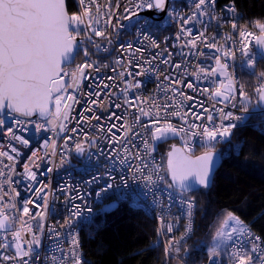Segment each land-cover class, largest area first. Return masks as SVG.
<instances>
[{
  "label": "built area",
  "instance_id": "obj_1",
  "mask_svg": "<svg viewBox=\"0 0 264 264\" xmlns=\"http://www.w3.org/2000/svg\"><path fill=\"white\" fill-rule=\"evenodd\" d=\"M76 12H78L77 0H73ZM87 2V0H86ZM137 0H97V4L100 5V14H96L95 8H93L94 20H99V24L95 26L98 28L105 29L107 32L112 33V44H107L102 38H95L104 47H107L110 51H104L102 47L99 52H96L91 45L86 42L83 46L91 48L95 53L90 56L92 62L99 66L97 72L94 68H88L85 70V75L88 79L81 78L79 84H74L71 75L63 76L64 83L66 85V91L64 95L75 96V101L67 100L64 103L71 105L69 111V119L62 121L67 126V131L60 132L50 130L52 123L55 122L57 126L61 123V119L55 115V107L52 106L51 114L47 120L40 119H24L16 117L24 121L19 127H16L11 119L10 114L4 116L7 123L5 127L12 126L16 135H20L28 140V145L24 146L19 141L11 139L10 134L4 131V128H0V151H7L10 153L11 146H15L19 151V156L15 162L7 161L6 157H0L5 163L14 165L13 168L5 169V172L9 175L11 180L17 181V183H9L0 177V186L4 189H15L20 193V196H15L10 191V195L5 197L3 201H0V208L4 209V214L10 218V232H0V257L5 255L12 257L15 252V244L13 243V236L17 230H20V243L24 244L27 248V244L24 243L27 240H31V234L27 232L26 228H21V220L12 221V218L18 217L20 213L17 209L22 207L24 201L33 199L34 204L29 205L31 209V215L23 217L24 221L32 226L33 232L38 235L39 227L42 225L44 228V234L42 235V246L38 249L41 253V261L39 264H49V260L44 257L55 254L57 257L62 255L59 249L68 251L71 240L67 235L69 231H75L79 233V240L81 244V251L83 258L85 259L84 251L81 243V231L83 227L91 223L95 217L103 213L106 205L111 204L117 199V190L114 189L110 193L109 197L106 198L103 203H97L95 197L94 185H89L87 181L95 174L97 160L103 164V168L99 169L100 174L104 175L105 170H112L113 176L116 178V184L120 185L119 192H126L131 195H137L141 201V207H136L145 211L151 218L154 219L157 226V246L166 249L168 247V241H180L175 247L180 248V253L177 254L174 249H169V253L165 252L166 264H190V249L188 248L191 238L194 236V223L196 221V210L192 217L193 227L192 232L185 236V226L188 223L187 218L180 219L182 213L178 206H172L169 208V200L165 194V190L172 191L166 186V177L169 176L167 171V157L164 158L158 151V147H155V151L152 152L151 156L145 157V162L148 163L149 167L145 169V175H151L154 182L152 190L148 191L143 188L142 179L137 182L133 180L132 173L127 169L126 165H121L118 161L127 155V152L123 150V145L127 142L126 129L129 126L135 125L134 130L144 132L145 129L136 123L135 117L139 115L138 109L140 107L145 110L151 109L155 113L158 109L155 105H164L171 103L173 107L169 108V112L179 110L181 115L184 113L188 114V119L192 123L207 124V115L210 113L213 116V122L219 123V109H223L225 112H233L237 115H241L242 112L238 111L237 108H233L232 104L235 101L231 100V97L235 95L237 100L240 99L239 91L241 87L244 92L247 93L248 97L252 88L253 92L257 94L255 89L264 83L260 77L254 82L251 88L245 83V77H252L257 74V66L263 61L261 55L257 51L256 37L260 36L259 33L247 29L243 26L244 16L237 10L236 17H233L229 13L221 12V9L225 5L216 8L214 15L223 16V19L219 26L216 21H212L207 27L201 20H191L188 24L184 25L185 28L191 30L192 35L181 32V17H190L194 11L193 0H183L179 3H174L170 7L171 15L167 14L165 20L161 22H155L152 18L146 17L150 20L151 26L146 30L144 28V21L141 16L144 13L150 12L151 10L145 9L138 11L134 17L124 19L125 8L133 9ZM117 4L119 7H117ZM110 5V7H109ZM174 9V11H172ZM109 15H112V24L115 25L117 20L119 25L116 26L115 30L113 27L106 23ZM205 22L206 17L201 18ZM235 19L238 24V30H233L231 27V21ZM87 24V20H86ZM86 26V25H85ZM85 26H81L82 29ZM247 31L251 33L247 37H241L240 31ZM200 32H204L209 38L215 36V43L220 48L205 47V44L197 39ZM179 36V38H178ZM83 40L84 37H78ZM155 41L159 47H155L152 43ZM190 41H196L197 47L192 48ZM247 44V51L255 56L254 68L247 66V58L244 57L240 51L241 43ZM132 44V49L121 50L118 45L120 44ZM231 48L235 52V59H228L223 56V51ZM202 53V54H200ZM119 57L120 63H117ZM153 57L155 59L153 60ZM214 57H220L222 63H227L229 68L227 69V75L217 70L216 75L206 76L205 73H199V79H197L196 66L199 64L203 68L210 70L215 65ZM85 57L79 55L75 62L68 67L64 68V72L72 73L75 71L77 65L85 62ZM128 60L132 63L129 64ZM162 60H168V64L161 63ZM145 61H151V65L144 63ZM264 62V61H263ZM138 63H143L144 67L139 69L136 67ZM175 64H181V69L173 67ZM155 69V71H152ZM184 69H187L184 72ZM148 70L147 75L143 77H136L128 75V72L135 73L137 71ZM121 72L125 74L120 75ZM63 75V73H62ZM159 76V79L157 78ZM165 75H171L173 79L179 77L183 82L175 85L178 89L176 94H173L167 89L169 82L163 80ZM231 79V86L233 88V94L228 95L224 92L225 87L229 84ZM136 80H142L143 86L140 89L128 88L129 84H134ZM191 81L199 91L187 88L185 83ZM109 87H105V85ZM160 84L161 88L157 85ZM223 85V87H221ZM220 87L221 95L228 97V99L220 100L219 97H211L210 93L214 92L216 88ZM127 89V92H125ZM207 89V91H205ZM182 92L184 95L181 96L179 93ZM133 100L134 97H138L139 100L134 101L136 107H129L125 102V98ZM192 97V99H187ZM147 98V103L143 101ZM91 101H97L98 103L93 104ZM244 102V101H241ZM120 104V108H116L113 105ZM180 104V108L177 109L176 105ZM203 106V107H201ZM92 109L87 111V109ZM208 109L205 113L203 110ZM63 111V108H62ZM163 116V110L159 109ZM249 112L251 115H259L264 120V109L258 107L256 110H252L249 106ZM109 113H116L122 119L116 120L115 118L109 119ZM193 113H203L201 120H195ZM81 115L85 119L81 120ZM250 115V116H251ZM94 116H101L102 119L96 120ZM154 117H142L141 123H147L149 119ZM170 122L177 128L182 124V121L178 117H168ZM225 123H227L225 121ZM43 125L40 130H37L36 125ZM103 126V130L99 126ZM115 125V127H112ZM123 125V127H121ZM112 127V131L108 132L107 129ZM76 128V132H72L71 129ZM239 129H234V135L231 138L232 144H240L235 139V133ZM96 141L100 149L107 155L108 152L114 147L117 149L116 155L117 162L113 165L110 161H105L104 156H97V148L88 149V145L85 143L84 147L88 149V152L92 153V158L89 160L88 153L84 155H78L75 151H66L64 148V142L66 137H72L73 139L68 141V148H72L75 142H83L84 135ZM128 138H131V133H127ZM145 138L151 141V137L146 136ZM179 140L181 148L191 156H200L205 151V148L201 146L200 137H192L185 135L184 133L179 134ZM47 141V146H45ZM53 141L55 144L53 145ZM119 141V143H116ZM135 143L140 145V138H135ZM55 147L56 155L54 156L53 148ZM227 147L224 144H216L215 149L217 151ZM128 148L133 152L136 149L132 148L131 144H128ZM36 152L37 157H32V153ZM66 155V162L61 166L60 154ZM198 154V155H197ZM15 155V154H13ZM132 167L135 168L140 161L130 160ZM27 164L28 169L34 171L37 174L35 181L28 179V173L24 170L23 165ZM38 166V167H37ZM52 168L53 171L48 172L47 169ZM114 169V170H113ZM121 177L128 181L127 185L121 184ZM159 177H164L161 180ZM46 186V187H45ZM43 188L40 192V196L46 195L49 208H55V213L50 211L45 212L42 207L44 200L38 199L34 189ZM73 197L81 195L84 197L85 203H81L80 200L68 201V196ZM187 199V198H185ZM155 201V203H154ZM15 203L16 208H12L11 204ZM80 204L82 209L83 219L77 223H74L72 229H66L61 227L64 224L65 217L68 215V210L71 204ZM119 203H128L131 205L130 200L119 201ZM132 206V205H131ZM134 207V206H133ZM91 210V211H89ZM44 213V219L36 216L32 219V215L36 213ZM163 216V224L161 223L160 217ZM89 219L91 222H89ZM168 224L173 225V230L167 232L166 228ZM55 228L56 231L61 233L59 239L52 238L54 234H49L48 229ZM249 230V229H246ZM250 231V230H249ZM251 232V231H250ZM251 235H255L251 232ZM185 238L181 240L180 238ZM7 237V238H5ZM11 245L8 248H3L2 245ZM59 246V249H58ZM171 259V260H170ZM218 264H231L227 253H221L217 258ZM0 264H16L15 261H3L0 259ZM200 264H209L208 258Z\"/></svg>",
  "mask_w": 264,
  "mask_h": 264
},
{
  "label": "snow or ice",
  "instance_id": "obj_2",
  "mask_svg": "<svg viewBox=\"0 0 264 264\" xmlns=\"http://www.w3.org/2000/svg\"><path fill=\"white\" fill-rule=\"evenodd\" d=\"M170 0H137L134 10L125 8L124 19L134 17L138 11L145 9H155L159 12H164L171 15L169 10ZM217 0H193L194 11L190 17H181V32L192 35L190 29L185 28L184 25L188 24L191 20H201V23L208 26L212 21L217 22V26L220 25L223 16L214 15ZM78 12L70 13L68 8V0H0V113L10 114L11 119L16 127H19L24 121L17 119L16 116L23 118L32 117L33 115L39 114L44 116L49 111V106L55 107V115L61 119V123L57 126L55 122L52 123V131H67V126L62 121L69 119V109L71 105L64 103L67 100L75 101V96L64 95L66 91V85L63 80V76L71 75L73 83L79 84L81 78L88 79L85 75V70L88 68H94L97 72L99 66L88 59L95 53L91 50L94 48L96 52L104 47L95 38H102L107 44H112V33L105 31V29L98 28L95 25L99 24V20L93 18V8L96 10V14H100V5L97 4V0H77ZM110 7V5H109ZM117 7L119 5L117 4ZM174 11V9L172 10ZM223 13H229L233 17H236L237 10L235 7L234 0L229 4H226L223 9ZM206 17L205 22L201 18ZM87 20V24H86ZM107 24L113 27L115 30L116 26L119 25L117 20L116 24H112V15H109ZM86 25V26H85ZM81 26H85L83 29ZM150 20L148 18L144 21L145 30L150 27ZM119 27H123L119 25ZM231 27L233 30H238V24L236 20L231 21ZM256 27L260 30L261 35L256 37L258 45L264 46V23L257 22ZM251 35L245 31H240L241 37H247ZM83 36V40L78 41V37ZM179 38V36H178ZM200 42L205 44V47L220 48L215 43L216 37L209 38L204 32H200L198 37ZM85 42L91 45V48L83 46ZM155 47H159L155 41H152ZM192 48H196V41H190ZM118 47L121 50L132 49V44L127 45L120 44ZM104 51H110L107 47H104ZM240 51L244 57L247 58V66L254 68L255 56L247 51V44L241 43ZM83 55L86 59L83 64L77 65L76 69L72 73L64 72L62 65L67 66L74 62L75 58L79 55ZM202 54V53H200ZM223 56L228 59H235V52L228 48L223 51ZM155 57H153V60ZM215 65L210 70H207L200 66H196V76L199 79V73L203 72L206 76L216 75L217 70L227 75V69L229 65L225 62H221L220 57H214ZM117 63H120L119 57ZM131 64L132 61L128 60ZM151 65V61H145ZM161 63L168 64V60H162ZM137 68L142 69L143 63H138ZM176 69H181L183 65H173ZM155 71V69H152ZM187 69H184L186 72ZM148 70L137 71L135 73L128 72V75L136 77H143L147 75ZM63 73V75H61ZM125 73L121 72L123 76ZM159 79V76L157 75ZM260 79L264 80V72L260 73ZM163 80L168 81L169 85L165 91L170 90L173 94L178 92L175 85L181 84L183 81L177 77L173 79L171 75H165ZM143 86L142 80H136L134 84H129L128 88L140 89ZM187 88L199 91V89L191 82L185 83ZM109 87V85H105ZM161 88V85H157ZM223 87V85H221ZM228 88L231 91V79H229ZM207 91V89H205ZM257 104L256 107H264V83H261L256 89ZM127 92V89H125ZM220 87L216 88L214 92L210 93L211 97L221 96ZM179 95L183 96L182 92ZM240 99L233 95L231 100L235 101L232 104L233 108H237L241 111V115H237L231 111L225 112L223 109H219L220 122L214 123L213 116L209 113L207 115V124H197L189 121L188 114L184 113L181 115L179 110L169 112V108L173 107L171 103L164 105H155L158 109L155 113L145 108L140 107L138 109L139 115L135 117L136 123H139L144 132L134 130L135 125L129 126L126 129V143L123 145V150L127 152V155L120 159L118 162L121 165H126L127 169L132 173L133 180L139 182L143 181V188L148 191L152 190L154 182L151 175H145V169L149 167L148 163L145 162L146 156H151L152 152L155 151V145L157 142L166 140L169 135H179L184 133L192 137H200L201 146L205 148L202 155L197 156L194 160L189 156L185 155L182 149H177L173 146L172 151L168 156V172L170 173V182L168 188L172 191L165 190V194L169 200V208L172 206H178L181 209L180 219L187 218L188 223L185 226V236H188L192 232L193 221L192 217L197 208V201L194 197L185 199L187 193L193 191H199L201 188H209L213 182V175L215 171L228 159H231L233 154L239 155L241 151L240 144H232L231 138L234 135V129H242L248 126V118L251 113L249 112V106L251 103L250 97L244 92L241 87L239 91ZM192 99V97H187ZM228 99V97H225ZM139 100L138 97H134L133 100L125 98V102L129 107H136L134 101ZM244 101V102H241ZM147 103V98L143 101ZM96 104L97 101H91ZM116 108H120V104L113 105ZM203 107V106H201ZM63 108V111H62ZM176 108H180V104L176 105ZM159 109L163 110L164 115L162 116ZM92 109H87L91 111ZM205 113L208 109L203 110ZM178 117L182 124L179 128L175 127L168 117ZM195 120H201L203 113H193ZM142 117H154L149 119L147 123H141ZM96 120L102 119L101 116H94ZM109 119L115 118L116 120L122 119L116 113H109ZM85 119L81 115V120ZM225 121L227 123H225ZM7 121L4 116H0V128H4L11 139L19 141L22 145L27 146L28 140L20 135H16L12 126L5 127ZM43 125H36L37 130H40ZM103 130V126H99ZM115 127V125H112ZM112 127L107 129L108 132L112 131ZM123 127V125H121ZM72 132H76V128L71 129ZM127 133H131V138H128ZM151 137V141L145 138L146 136ZM135 138H140V145L135 143ZM73 139L72 137H66L64 142V148L66 151H75L78 155H84L88 153V158L91 160L92 153L88 152V149L97 148V156H104L105 161H110L113 165L117 162L116 148H112L107 155L100 149L99 145L95 140L89 138L87 134L84 135L83 142H75L72 148H68V141ZM45 141V146H47ZM88 145V149L84 147V144ZM119 143V141H116ZM55 142L53 141V145ZM128 144L132 145L134 152L128 148ZM216 144H224L227 147L217 151L215 149ZM15 154V155H13ZM54 156L57 154L55 147L53 148ZM118 154V153H117ZM19 156V151L15 146H11L10 153L7 151H0V157H6L7 161L15 162ZM32 157H37V153L33 152ZM130 160L140 161L135 168L132 167ZM66 162V155L60 154V164ZM14 165L5 163L0 160V177H4L9 183H17V181L11 180L9 175L5 172V169L13 168ZM24 170L28 173V179L35 181L37 174L34 171L28 169V165H23ZM38 167V166H37ZM95 174L87 181L89 185H94L95 197L97 203H103V201L109 197L110 193L117 190V199L111 204L106 205L104 210H109L118 205L119 201L130 200V203L134 207H141V201L139 196L131 195L126 192H119L120 185L116 184V178L113 176L112 170H105V174L101 175L99 169L103 168V164L97 160ZM114 170V169H113ZM48 172L53 171L52 168L47 169ZM161 180L164 177H159ZM192 181L195 182L197 187L193 186ZM121 184L127 185L128 181L121 177ZM46 187V186H45ZM178 187V191L176 190ZM43 188L34 189L38 199L44 200L42 207L45 212L55 213V208H49L47 197H41L39 194ZM10 191L15 196H20V193L14 188L11 190L4 189L0 186V201H3L5 197L10 195ZM80 200L81 203H85L84 197L77 195L75 197L69 195L68 201ZM33 199H28L23 202L22 207L17 209L20 213L18 217L12 218V221L21 220V228H26L27 232L31 234V240H27V248L24 244L20 243V230H17L13 236V243L15 244L14 256L9 257L7 255L0 257L3 261H15L16 264H39L41 261V253L38 249L42 246V235L44 234V228L41 225L39 227V235L33 232L32 226L23 220V217L31 215V209L29 205L34 204ZM155 203V201H154ZM12 208H16V204H11ZM91 211V210H89ZM39 216L44 219V213H36L32 215V219ZM0 230L6 229L10 223V218L4 214V209L0 208ZM229 220L235 221L239 227H232L230 231H220L217 233V239L220 241L216 246L209 250V264H218L217 258L221 255V249L227 253L231 264H264V238L260 236H252L249 230H246L242 226V222L239 221L232 213L228 214ZM83 219L82 209L80 204L72 203L68 210V215L65 217L64 224L61 227L66 229H72L74 223L79 222ZM161 223L163 224V216L160 217ZM89 222L90 219H89ZM173 225L168 224L166 231L171 232ZM49 234H54L55 239H59L61 233L56 231L55 228L48 229ZM67 235L70 237L71 243L68 251L58 249L62 255L57 257L55 254L44 257L49 260V264H90L89 261L83 258L81 251V244L79 240V233L75 231H69ZM7 238V237H5ZM185 237L182 236L180 239L183 240ZM180 241H168V247H166V254L169 253V249L179 254L180 248L175 247ZM11 245L4 244L3 248H8Z\"/></svg>",
  "mask_w": 264,
  "mask_h": 264
},
{
  "label": "trees",
  "instance_id": "obj_3",
  "mask_svg": "<svg viewBox=\"0 0 264 264\" xmlns=\"http://www.w3.org/2000/svg\"><path fill=\"white\" fill-rule=\"evenodd\" d=\"M230 2L217 0V6ZM234 3L244 16L243 26L260 35L256 23H264V0ZM68 5L70 13L76 12L73 0H68ZM263 71L261 61L257 74L245 77V83L251 88ZM235 139L241 151L221 165L213 185L185 195L197 201L194 236L188 246L190 264H200L208 258L213 237L228 220L229 213L238 217L246 229L264 238V120L251 115L248 126L236 131ZM173 146L181 148L176 142L166 141L158 145V151L166 158ZM166 179L168 187L169 176ZM156 239L154 219L128 203H119L98 214L81 231L82 249L90 264H166L165 251L157 246Z\"/></svg>",
  "mask_w": 264,
  "mask_h": 264
},
{
  "label": "water",
  "instance_id": "obj_4",
  "mask_svg": "<svg viewBox=\"0 0 264 264\" xmlns=\"http://www.w3.org/2000/svg\"><path fill=\"white\" fill-rule=\"evenodd\" d=\"M181 1H183V0H170V3H169V9H170V7H171L172 4H174V3H179V2H181ZM146 17L152 18L155 22H161V21H163V20L166 19L167 14L164 13V12H159V11L153 9L152 11L147 12V13H144V14H142V16H141L142 19H144V18H146ZM77 39H78V38H77ZM79 40H80V39H78V41H79ZM257 51H258V53L261 55V57H262V59H263V61H264V46H261V45H258V44H257ZM76 58H77V57H76ZM76 58H75V60H76ZM75 60H74V62H75ZM74 62H73V63H74ZM73 63L68 64L67 66L62 65V67L65 68V67L71 66ZM61 75H62V74H61ZM263 82H264V80H263ZM260 108L264 109V107H260ZM51 109H52V106L50 105V106H49V111H48V113H46L44 116H40L39 114H36V115H33L32 117H28V118H24V119H40V120H47V119L49 118L50 114H51ZM5 115H6V114L0 113V116H5ZM16 117L23 118V117H20V116H18V115H17ZM175 148H177V149H182V148H180V147H175ZM172 149H173V147L171 148V150H169V152H168V154H167V160H166V163H167V161H168L169 153L172 151ZM182 150H183V149H182ZM183 152H184L185 155L189 156V157H190L191 159H193V160L197 157V156L195 157V156H191V155L187 154L184 150H183ZM220 168H221V166L215 171V173H214V175H213V182H212L211 186L213 185V183H214V178H215V176H216V174H217V172L219 171ZM167 171H168V163H167ZM168 174H169V178L171 179V177H170V173H169V172H168ZM192 183H193V186H194V187H197V185H195V182H194V181H192ZM211 186H210V187H211ZM210 187H209V188H210ZM201 189H207V188H201ZM201 189H200V190H201ZM176 190H177V191L179 190L178 187H177ZM194 192H196V191H193V192H190V193H187V194H191V193H194ZM0 218H2V217H0ZM10 231H11V227H10L9 224L7 225L6 229H4V230H0V232H10Z\"/></svg>",
  "mask_w": 264,
  "mask_h": 264
},
{
  "label": "rangeland",
  "instance_id": "obj_5",
  "mask_svg": "<svg viewBox=\"0 0 264 264\" xmlns=\"http://www.w3.org/2000/svg\"><path fill=\"white\" fill-rule=\"evenodd\" d=\"M256 31H258V32H260V30L257 28L256 29ZM261 35V34H260ZM78 57V56H77ZM264 72V71H263ZM256 81V80H255ZM254 85V82L253 83H251V86H253ZM224 92L226 93V94H228V95H232L233 94V88H232V90L230 91L229 90V88H228V86H226L225 87V90H224ZM225 97L226 96H224V95H221L220 97H219V99L220 100H224L225 99ZM249 97H250V99H251V103H250V107L252 108V110H256V108H258V107H256L255 105L257 104V100H255V97H256V95H255V93L253 92V90H252V88H251V90H250V94H249ZM166 141H171V142H176V143H180V140H179V135H169V137L166 139V140H164V141H162V142H157L156 143V145H155V147L157 146L158 147V145H160L161 143H163V142H166ZM198 155V154H197ZM199 156V155H198ZM196 157V156H195ZM114 208V207H113ZM113 208H111V209H113ZM111 209H109V210H111ZM235 216V215H234ZM236 217V216H235ZM238 218V217H237ZM239 219V218H238ZM239 221H240V219H239ZM239 226H241V225H237V223L235 222V221H232V220H229V218H228V220L222 225V227H221V229L218 231V232H220V231H225V234H227V231H230L231 230V228L232 227H239ZM242 226L246 229V227L242 224ZM217 232V233H218ZM217 233L214 235V237H213V240H212V246H211V248H213L214 246H216V244H218L220 241L217 239ZM224 251L221 249V253H223ZM225 253V252H224Z\"/></svg>",
  "mask_w": 264,
  "mask_h": 264
},
{
  "label": "bare ground",
  "instance_id": "obj_6",
  "mask_svg": "<svg viewBox=\"0 0 264 264\" xmlns=\"http://www.w3.org/2000/svg\"><path fill=\"white\" fill-rule=\"evenodd\" d=\"M171 260V259H170Z\"/></svg>",
  "mask_w": 264,
  "mask_h": 264
}]
</instances>
